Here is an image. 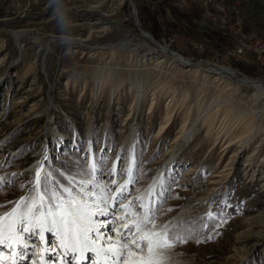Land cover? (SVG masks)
<instances>
[{
  "label": "rangeland",
  "instance_id": "obj_1",
  "mask_svg": "<svg viewBox=\"0 0 264 264\" xmlns=\"http://www.w3.org/2000/svg\"><path fill=\"white\" fill-rule=\"evenodd\" d=\"M119 1L0 0V216L2 212L15 215L17 211L18 217L23 216L28 202L33 197L41 200L42 193L47 200H41L43 206L37 204L35 213L45 212L51 228L49 210L60 215L61 208L58 209L57 204L67 200H63L66 192L60 182L69 186L76 199L86 203L87 208L91 206L92 211L93 208L98 211L102 204H107L110 181L105 175L109 178L115 166L113 180L117 183L130 167V152L119 148V135L130 126L127 113L131 96L135 91L142 95V90L148 87L135 113L138 130L137 137H134L136 149L132 148L135 154L131 153L135 156L131 163L129 194L141 190L156 175L162 160L170 159L168 147L181 124L178 119L183 117L182 89L187 88L191 103V116L186 118L188 125L195 114L198 115L221 94L218 90L225 87L222 81L217 83L211 77L209 82L208 78L195 79L173 69L167 61L161 68L157 67L155 59L162 54L158 49L142 44L138 35L140 30L151 34L157 43L191 64L202 61L212 67L228 68L238 77L264 80V52L249 46L257 39L264 49V0H131L139 31L132 23L134 15L127 0L121 2L116 17L109 15V9H114ZM103 12L108 14L105 17L115 22L105 23L101 16ZM104 24L110 25L109 32H99ZM14 32L22 35L19 45L22 50L14 44ZM62 37L80 38L91 48L103 45L108 48L116 42H123L127 44L126 51L132 54L124 53L119 57L108 54L107 50H102V54L100 50L90 48L83 51L77 48L75 41L69 44L58 43V40L56 43L48 42L51 38ZM32 38L40 41L32 42ZM236 38L241 39V43L236 45V49L241 48L240 53L235 51ZM46 42L48 51L42 45ZM101 82L102 90H106L108 85L115 92L113 98L116 95L114 102L117 104L114 105L118 108L110 109L112 104L109 107L104 97L95 102L98 93L95 88ZM164 84L172 85L177 93H181L176 102H171L173 108L167 106L168 93L164 96L154 91L153 105L149 103L152 86L159 88ZM239 87L234 92L232 90V100L240 101L241 106L243 103L252 105L248 96L253 90ZM65 88L69 90L63 91ZM14 99H20L21 106H14ZM260 102L263 101H259V105ZM166 108L172 110L173 120L169 121L170 126L164 128L156 142H152ZM47 123L53 124L59 138L53 131L46 130ZM203 135L202 130H196L199 139L196 146L186 147L176 154V172L174 175L171 172L165 174L156 190L150 214L154 224L149 223L146 228H157L168 222L166 219H170L171 213L175 212L177 217L174 226L165 231L168 236L163 235L159 242L157 252L164 256L162 264L169 263L167 259L173 264L171 257L177 253L182 262L189 256L196 258L201 255L206 262L228 264L236 253L231 238L241 232L248 217L264 208V194L259 189L261 180L252 182L248 176H241L244 153L237 158L234 177H228L220 185L224 188L211 198L204 196L206 198L199 207L191 208L192 201L199 199L207 190L206 175H212L217 169L220 171L233 153L231 149L222 153L217 149L208 156L206 150L211 143ZM191 166L195 169L190 176L188 190L194 193V198L186 197L185 190H179V181ZM38 167H42L39 184L36 180ZM45 175L47 180L43 178ZM80 182L88 184L83 191ZM101 197L104 200L99 201ZM122 200L121 197L115 201L110 210H114ZM132 204L126 207L125 214L136 218L142 203L135 200ZM113 222L108 223L107 232L110 234L116 229ZM24 228L23 225L19 227V234L28 238L32 255L24 254L28 258H21L23 254H19L20 259L36 263L39 254L35 256V252L42 251L43 241L38 238L41 230L39 225H34L30 239ZM51 233L46 238V246L55 241ZM36 239H39L40 249L36 247ZM188 246L192 247L189 253L184 251ZM49 251L56 252L54 248ZM251 256L243 264H264V247H256ZM47 261L52 263L51 259Z\"/></svg>",
  "mask_w": 264,
  "mask_h": 264
},
{
  "label": "bare ground",
  "instance_id": "obj_2",
  "mask_svg": "<svg viewBox=\"0 0 264 264\" xmlns=\"http://www.w3.org/2000/svg\"><path fill=\"white\" fill-rule=\"evenodd\" d=\"M124 1L126 0H120L119 1L120 3L114 9H109L110 11L109 15L110 16L115 15L116 17V14H118L119 9H120L121 2H124ZM131 5H133L132 1H131ZM132 13L134 15L132 19V23L137 28L139 26V22L137 19L135 20L136 12L134 13V11H132ZM107 15L108 14H105V12H103L101 16L104 18L105 23H112L113 21L112 18L109 19V17H105ZM113 22H115V20ZM110 30H111L110 25L104 24L103 27L99 29V32L106 33V32H109ZM139 30L140 28L138 29V31ZM139 32L141 33L138 35L141 38L142 44L147 45V46H152L153 48L158 49L159 52L162 54L161 57H158L155 59L157 67L159 66L161 68V65L165 61H167L171 63L170 66H173L172 67L173 69L183 72L182 74L184 73L189 74L195 79H197L198 77H200L203 80L208 78V82H209V79H210L209 77H211L217 83L218 81L219 82L222 81L225 84L224 85L225 87L223 86L224 89L222 91L220 89L219 90L217 89L218 91H220L221 94L218 95L217 98L213 100L210 104L208 103L207 106L205 104L206 107H204V109L202 108L203 110L199 112L198 115L195 114L197 116L194 115V119H192L193 121L192 123L190 122L191 124L189 125L187 124L186 118L188 116H191V112L189 108L191 103L189 104V99H188L189 93H188L187 88L185 87L186 89H182L181 93H183V98L181 99V102L182 103L184 102L183 104L184 106H183V109H181L183 110L181 116L183 117L178 119V122L181 124L178 126L175 137L172 139V142L170 143L168 147L167 156L170 157V159L165 158L164 160H162V164L160 165L156 175L141 190L133 191L131 192V194H129V186L131 183H126V182L129 180V176L132 173L131 163L133 162V159L135 156V155H132L135 151V150L133 151L132 148L136 149L134 147V142L136 138L134 137H137V130H138V123L136 120L135 113L138 110L139 104L142 102V98H144V96L142 95H146V93L148 92L146 91L148 87L146 88V90H142V95H140L139 92L135 91L133 93V96H131L132 99L129 102V107H128L129 111L127 113V119H130V126L129 128L127 127L128 130L126 132L123 131L119 135V140H120L119 148L121 147L122 150L126 151L127 153L130 152L128 154V157L130 155L129 165H128L130 167L127 169L128 175H125L121 180H119L115 184L112 183L114 179L113 177L114 172H112L109 178L106 177L107 174L105 175V178H107L106 180L110 181V184L108 185V188H109L108 189L109 196L107 198L108 203L106 202L107 204L105 205L102 204L100 208H107L109 214L107 216L98 215V214L91 216V220L93 222L98 223L101 221V222H104L107 226L100 228L99 229L100 234H99L97 233V231H91V232L85 233L84 230L92 226L88 224L86 220L83 222H79L77 224H72L71 218L69 217L68 218L69 223L66 225L61 223L59 228H54V227L50 228L49 224L47 223V228H50L51 230L43 231V239L41 238V234L38 236V238L42 239L43 241L42 248H41L42 251L35 252V256H38L39 254L38 256L39 261H37L36 263L35 262H29V263L22 262L20 259V255L30 254L29 250L32 248L31 247L32 245L30 246L29 243L27 242L26 240L28 239L27 237L25 239L19 234V227L23 225L25 226V228L29 229L28 231H26V233H28V237L30 238L31 229L34 227V225H39V229L42 230V227H44L45 218H47V215L45 212H40L38 214L35 213L37 204L39 203V205L41 206H43L44 204L38 198L33 197L32 200L28 202L29 205L26 207L27 209L23 213L24 214L23 216L21 215L20 217H18V214H17L18 211L15 213V215H12V213L2 212L0 216V247L6 248L7 246H12V249H13V257L7 260L8 258L0 256V264H70L69 262H71V264H74L76 259L80 262V264H83L81 262H83L84 257H91L93 253H95V256L98 259L104 260L105 264H162L164 256L160 255L157 252V249L159 247V242L161 238L163 237V234L165 233V231L169 230L176 223V220H177L176 213L174 212V213L169 214L170 219H166L168 222L158 225L157 228H152V229L146 228L149 222H145L144 218L146 215L150 216L151 214L152 207H153V201L157 193L156 190H157L158 184L161 182V179H163V176L170 172L172 174L176 172L178 165L174 160L175 156H177L178 152H180L181 150H184V148L186 147L196 146L195 144H197V141L199 140L196 137V130H202V135L204 134L203 138L210 140L211 147L208 146L206 150V154L208 156L212 155V153H214L217 149L218 150L221 149V153L226 152L227 150L231 149L233 150V153L230 155L227 163L221 167L220 171L219 169L216 168L218 172L217 170L216 171L214 170L212 175H209V176L206 175L205 180L206 179L207 180L205 181V186L207 187V190L204 194L200 196L199 199L197 200L195 199L192 201L191 203L192 209L199 207V205H201L200 202L202 201L204 202L206 198L204 196L211 198V196L218 194V192H220L224 188L223 185L221 187L220 185L226 179H228V177L229 178L234 177L235 172H236L235 163L237 161L238 156L242 155L243 153L245 155H243L242 157L243 160L242 159L241 160L243 161L242 166L244 167H243V170L241 171L242 175L241 173L240 175L242 177L248 176V178L252 182H256L257 180H259L258 181L259 183L261 180L262 183H259V189H261L264 194V121H263L264 119V80L253 79V78L252 80H250V79H246L245 77H241V76L238 77L234 75L233 72L230 71L228 68L212 67L208 63H205L202 61L196 64H191L187 62L182 56H180L176 52L170 50L166 46H163L157 43V41L154 39V37L151 34L143 30L142 31L140 30ZM18 33L20 32H14L12 35L14 38L15 46L18 47V49H20L19 45L21 44L20 40L22 39V35ZM56 40H58L59 41L58 43H61V44H69L75 41L77 48L80 47V49H83V51L85 48L87 49L90 48V50H97V51L100 50L101 51L100 54H102L103 53L102 50L103 51L107 50L109 51L108 54L119 55V57H122V54L124 55V53H126L127 55L132 54V52L126 51L128 49L126 47L127 44L123 42H116L112 46H109L108 48L105 45L96 46V47L93 46L94 48L88 47L85 43V40H82L80 38H77V39H70V38H63V37L59 39L51 38L48 40V42H55ZM38 41L40 40L37 38H32V42H38ZM48 42L42 43L44 50L46 49L47 51L48 49L46 47H47ZM240 50L241 48L237 49L239 53H240ZM44 56L45 54L43 55V57ZM3 59H1V61ZM225 78H229L236 82L233 83L232 81H228ZM120 83L121 81L119 82V84ZM67 84L68 83H66L65 86ZM238 86L240 87L244 86V87H247L253 90V93L248 96V98L251 99V101L253 102L252 105H246L242 102L243 103L242 105L244 106H241L238 103L240 101H237L238 103L237 104L235 101L232 100V90L234 92L235 90H237L236 88H238ZM102 87H103V82L96 85L95 91H98V93L95 95V99H94L95 102H99V100L102 97H104L106 98L107 100L106 103L109 105V107H110V104H112L110 109H115L117 107L115 106L117 104L116 103L117 101L114 102L116 100V95H115V99L113 98L115 92H113L112 91L113 89H111L108 85H106L107 87L106 90H102ZM73 89L75 90V87H73ZM67 90L69 89L67 88L63 89V91L65 92ZM151 90H152V94H151V98L149 102L150 104L154 102L153 96L156 91L160 95H164V96L168 93L167 106L171 105V102L175 101V99L177 100V98L181 94V93H177V89L174 88L172 85H167V84H164L161 87L159 86V88L158 86L157 87L152 86ZM11 94H13V92ZM20 99L19 100L14 99V102L12 104H14V106H17V107L21 106L22 102ZM261 100L263 102L262 103L260 102L261 104L259 105V101ZM247 102H250V101H247ZM169 108L171 107L169 106ZM169 108H166L165 113L162 114L163 118L160 119L161 122H160L159 128L155 132V136L152 142H154L156 138L159 137V135L161 134V132L164 130L166 126L167 127L170 126L169 121L172 119L173 116H172V110H170ZM147 111L150 112V109L148 108ZM215 127H217V131H215ZM46 130L53 131V133H55L53 124L47 123ZM55 135L57 136L59 135V133H55ZM59 137L57 136V138ZM251 146H254V147H252L250 150ZM194 169L195 168L191 166L188 169V171L183 173V177L179 181V186H180L179 190L181 192L185 190L184 194L186 197L194 198V195H193L194 193L191 194L188 190V186H189L188 183L191 178L190 176L194 172ZM215 173L217 174L215 175ZM60 184L64 186V188L69 189V186L63 185L61 182ZM79 185L81 186V188H85L84 185H88V184L80 182ZM122 185L124 186L123 195H119L118 190L120 189ZM64 195H66V197L63 198V200L67 199L66 202L69 199L74 197L75 198L74 203L76 205H80V204L86 205L84 209L85 215H87V213H98L100 211V210L95 211L94 208H93L94 211H92V209H90L92 208L91 206L90 208H87L88 207L87 204L82 201L77 200L76 197L73 195L72 191H71V196H69L68 192H66V194ZM41 196L45 200H47L46 197L42 193H41ZM121 197L123 199L121 203L119 204L117 203L114 210H110V208L113 207L114 202L117 201ZM101 198H98V200ZM114 198L116 199L114 200ZM135 200L137 201L141 200V203H142L139 209L140 211H138L139 212V215H137L138 217L134 215L136 218H133V216L128 215L127 219L122 220L121 218L126 215L125 206L133 205L132 203L133 201L135 202ZM47 204H48V201H47ZM170 204L168 203V205ZM64 208H67V204L64 206ZM64 208L60 209L61 214L64 211ZM60 215L56 214L57 219H59ZM100 218H103V219L98 221ZM112 219L114 220V222ZM109 222H113L114 225L116 226V229H114L115 231L114 230L113 232L111 231V234L107 232L109 230V229L107 230ZM136 223L140 224L139 232H137L136 230V227H135ZM124 225L131 226V230L126 233L128 237L127 241H124L123 244H120V243H117V241L120 240V234L125 233ZM51 232L54 234L55 241L59 243L57 248H54L53 246L52 247L46 246L47 245L45 243L46 238ZM146 233L150 234V238L152 239L151 253H149L148 248L146 247L147 242H145V247H144L143 252L137 251L135 250L134 247L129 246L131 245V238L133 236H135L136 241L139 242L141 237L144 236ZM66 238H68V240ZM36 240H37L36 247L40 249V245L38 242L39 239H36ZM102 240H104V242H102ZM231 240L233 242L232 246L234 245L232 247L233 251H235L236 253L230 258V261L228 262V264H243L245 260H247L251 256V254L254 255L256 247L263 248L264 247V208L261 209L260 211L255 212V214H252L251 217H248L244 221V226L241 232H239L236 236L231 238ZM61 241H63V244L61 243ZM122 241L123 240H120V242ZM121 245H125V246L123 247V250H122V256L120 257L119 260H117L116 256L113 255V253L120 251ZM50 248H54L56 252L53 253V251H49ZM191 249L192 247L188 246L184 251L189 253ZM0 253H1V249H0ZM71 253H73L72 257L74 258H71L69 261H67L68 260L67 257L71 255ZM54 254L58 256H54ZM23 255H21V258ZM202 257L203 256L201 255L197 256L196 258L189 256V259H186L184 261L185 263L182 262L178 253L176 255H173L171 258L174 260L173 264H213L212 261L206 262L205 258H202ZM49 259H51L52 263H49L47 261ZM35 260H36V257H35ZM168 260L169 259H167L166 262H169V263H166V264H170V260L169 261Z\"/></svg>",
  "mask_w": 264,
  "mask_h": 264
},
{
  "label": "snow or ice",
  "instance_id": "obj_3",
  "mask_svg": "<svg viewBox=\"0 0 264 264\" xmlns=\"http://www.w3.org/2000/svg\"><path fill=\"white\" fill-rule=\"evenodd\" d=\"M92 171L93 172L95 171V165L92 166ZM115 171H116V169H115V166H114L113 172L115 173ZM41 172H42V167H38L37 170H36L37 184L40 183ZM43 178L45 180H47L48 176L45 175ZM131 182H132V177L129 176V180L126 183H131ZM112 183L115 184L116 181L113 180ZM84 187L86 188L87 186L84 185ZM83 190H84V188H82V191ZM64 191L68 192L69 196H71L70 189L65 188ZM123 191H124V186L122 185L120 187V189L118 190L119 195H123ZM85 195H88V193H85ZM42 199H43V197H41V200ZM101 199H104V198H101ZM115 199L116 198H114V200ZM74 201H75V198L73 197V198L69 199L67 202L61 201L60 203L57 204V208L58 209L59 208H64V204L65 203L67 204V208H64V211L60 215L59 219H57L55 213H53L51 210H49L48 216L51 217V225H52V227L59 228L61 223L65 224V225L68 224L69 223V220H68L69 217L71 218V223L72 224H77L79 222H83V221L86 220L88 224L92 225L91 227H88L87 229L84 230L85 233L91 232V231H97V233H99V229L100 228H103V227L107 226L104 222L96 223V222H93L91 220V216L92 215H97L98 214V215L107 216L109 214L107 208H101L98 213H87V215H85L84 209H85L86 205H84V204L76 205L74 203ZM125 207H128V206H125ZM150 211H151V209H150ZM8 215H10V214H8ZM208 215H209L210 218L212 217V213L211 212ZM121 219L122 220L127 219V216L125 215ZM144 220H145V222H149V223H153L154 224V221L152 220V218L150 216L146 215ZM47 223H48V220H47V218H45L44 227H42V230H41V238L42 239H43V231L44 230H51L50 228H47ZM135 227H136L137 232H139L140 231V224L136 223ZM124 228H125V233L120 234V240L127 241L128 237H127L126 233L131 230V226L124 225ZM28 230L29 229H27V228L25 229V231H28ZM163 235L165 237H167L168 233L165 232ZM176 239L179 240L180 242H182V239L180 237H177ZM120 240H118L117 243H120ZM145 242H147L148 251H149V253H151V251H152V239L150 238V234H148V233H146L144 236H142L139 242H137L136 239H135V236H133L131 238V245H129V246L130 247H134L135 250H137V251L143 252L144 247H145ZM61 243L63 244V241H61ZM124 246L125 245H121V250L113 253V255L116 256L117 260H119L120 257L122 256V250H123ZM168 246H171V245H168Z\"/></svg>",
  "mask_w": 264,
  "mask_h": 264
},
{
  "label": "built area",
  "instance_id": "obj_4",
  "mask_svg": "<svg viewBox=\"0 0 264 264\" xmlns=\"http://www.w3.org/2000/svg\"><path fill=\"white\" fill-rule=\"evenodd\" d=\"M211 0H209V2H210ZM204 3H205V1H203ZM213 17V16H212ZM223 22H224V20H222ZM250 37H252V36H250ZM238 43H241V39L240 38H236V41H235V51L237 52V49H236V45L238 44ZM254 43V44H253ZM249 46H251V47H253V48H255L256 50L257 49H260L262 52H264V49L262 48L263 46H262V44H260L259 43V41L257 40V39H254V42H252V43H250L249 44ZM249 46H248V48H249ZM237 53H239V52H237Z\"/></svg>",
  "mask_w": 264,
  "mask_h": 264
},
{
  "label": "water",
  "instance_id": "obj_5",
  "mask_svg": "<svg viewBox=\"0 0 264 264\" xmlns=\"http://www.w3.org/2000/svg\"><path fill=\"white\" fill-rule=\"evenodd\" d=\"M128 2H129V5H130V7H131V11H134V13H135V9H134V7H133V5H131V1L130 0H128Z\"/></svg>",
  "mask_w": 264,
  "mask_h": 264
}]
</instances>
